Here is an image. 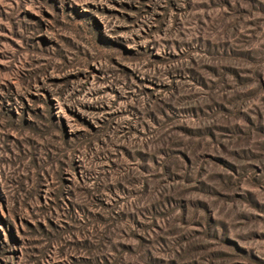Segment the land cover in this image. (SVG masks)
<instances>
[{"label":"rangeland","instance_id":"1","mask_svg":"<svg viewBox=\"0 0 264 264\" xmlns=\"http://www.w3.org/2000/svg\"><path fill=\"white\" fill-rule=\"evenodd\" d=\"M0 264H264V0H0Z\"/></svg>","mask_w":264,"mask_h":264}]
</instances>
